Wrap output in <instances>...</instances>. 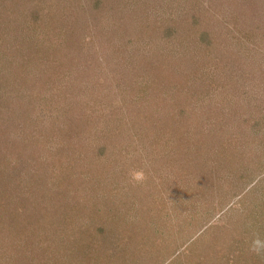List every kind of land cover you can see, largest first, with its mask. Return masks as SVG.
<instances>
[{"label": "rangeland", "instance_id": "1", "mask_svg": "<svg viewBox=\"0 0 264 264\" xmlns=\"http://www.w3.org/2000/svg\"><path fill=\"white\" fill-rule=\"evenodd\" d=\"M94 1H26L23 22L11 14L28 28L0 31V78L11 80L0 92L17 86L4 63L36 61L49 37L63 44L38 62L57 63L53 71L36 78L67 111L48 106V119L23 124L51 139L21 174L24 191L45 185L41 205L58 209L41 246L99 240L97 255L115 264H223L222 253L245 249V264L253 234L264 237V0ZM57 119L55 134L47 127ZM132 169L146 181L131 183ZM2 244L0 264H27Z\"/></svg>", "mask_w": 264, "mask_h": 264}, {"label": "trees", "instance_id": "2", "mask_svg": "<svg viewBox=\"0 0 264 264\" xmlns=\"http://www.w3.org/2000/svg\"><path fill=\"white\" fill-rule=\"evenodd\" d=\"M26 1L31 2L36 0H0V17L4 19H2V22L8 23L4 26L0 23V31L5 33L10 32L11 30L14 31L17 28H20L24 31L28 28V26L24 27L20 24H17V28L14 27L15 25H12V23L18 22V19L19 22L20 20L23 22V19L21 18L28 17L26 15L27 12H25L27 7L24 6L23 8V5ZM93 4L94 6L96 5L98 7L103 5V1L96 0L93 2ZM12 12L15 13L17 17H20L17 19V17L11 14ZM39 15L40 10L32 13V19H30L32 23H35V21L36 23L39 22ZM195 15L196 14H194V16ZM30 26L32 25H29V27ZM43 28L44 27L41 26L38 32H42L44 35H47L50 29L44 30ZM167 28L166 30H169ZM172 31L173 30L171 29L167 32L171 33ZM48 39L46 41L44 40L40 42V44H46V50L39 48L40 51L36 54V61H34V54L30 53L25 57V63H11V67L5 63L3 64V66L5 65L4 70L6 73H9L8 76L11 75L14 78L12 79V82L14 81L17 86H14L15 88L13 89L11 88L10 91L0 92V243L2 244L4 242V245L2 244L3 252L8 250V248L10 250L12 245L13 247H19L21 252L20 255L24 259L27 255L29 256L27 264H69V260L75 261L76 259H80L81 261L83 258L85 261H89L88 264H115L116 260H114V257L108 256L105 259L104 257L100 258L99 255H97L101 253V250L104 249V247L101 245L103 242L99 240H96V243L99 245L95 246V248H90V245L82 246L81 243L77 244V242L65 244L66 240L63 238H61L63 244H55L51 247L49 245L41 246L45 240L43 238L46 236H51L50 232L47 231L48 222L52 220L51 215L55 209H57L56 204H54L56 203L55 194H59L57 192L51 193V203L54 205H51L48 201H46L45 205H41L43 203L41 200H43L44 195L41 196L42 193L38 194V192L39 190L42 191L43 189H46L43 187L45 185H39L41 179H44L45 177V173H43L40 169L38 170H40L41 173L35 172L31 178V182L34 185H39V187L37 186L39 190H37L36 187L34 189L31 186L30 191L33 193L30 194L27 191H24L25 185L21 181V174L25 167H27L28 171L31 173L33 171V167H35L32 165V170L29 168L31 166L30 164H32L30 161L31 154L33 158V152L35 153V148H38L41 145L43 146L47 142H51L49 137L45 136V138H40L39 136H36L31 129L23 124L35 120V117H37L39 112H41V114H43L44 117L46 116L48 119L47 113H44L48 109V106L53 105L51 108L59 111L66 110L65 108H67L69 105V102L66 101L68 104H66L67 107L65 106L64 108L63 103L53 101L55 96L42 95L43 89L39 87L40 83H38V79L36 78V72L38 70H41V73L44 74L47 73V68L50 67L49 69L52 70L53 66L57 64L38 63L40 59H44V55L49 57V51L54 49L53 46H57V49L63 46L62 41H60L59 38L57 40H53L49 37ZM6 42L8 41L1 40L0 42L1 55L4 50L3 48H5L7 45ZM52 43L55 45H52ZM62 75L64 76L65 73H62ZM8 79L9 78H5L3 80V78H0V82L2 81L4 84L2 89L11 85V80ZM14 108H16L15 111ZM79 109L77 112V117H79V121H82V117L79 115L81 113ZM13 111L16 114H12L11 112ZM114 115H117L115 110L106 114V119L108 118L107 121H104L106 126L109 127L110 122L117 118L114 117ZM67 120L68 122H72L70 119ZM54 121L55 123L48 126L47 128L50 127L49 129L57 134L60 130L59 125L63 124L65 121L61 122L60 119ZM17 122L18 125L16 124ZM41 122L43 123V121ZM55 124L57 125L55 126ZM53 138L56 137L54 136L52 139ZM48 167L51 169L52 165H49ZM35 174H38L39 178H34L36 176ZM7 176H9V179ZM189 219L191 221L187 219L188 222L186 223L188 227H190L194 221L193 217H189ZM181 230L186 231V228H182ZM12 232H15L16 234L14 237L15 239L10 237L11 234L9 233ZM70 232L72 234V230H70ZM66 234L67 233H65V235ZM95 235H99V231H97ZM90 237L92 240L98 238L94 235ZM9 238L11 241H9ZM105 244L107 246L108 243L105 242ZM57 250L63 251V254L57 253ZM244 250L245 249H240L237 253L239 256L237 257L236 255H227L226 253H222V259H224L223 264H241L240 255L242 252H244ZM64 253H68L66 254L67 257H65ZM247 253L248 255L244 257L245 259L243 261L245 264H247V262H249L248 264H264V257L256 256L249 252ZM62 259L66 260L62 261ZM135 259H139V262H133V264H142V258V260L140 258ZM16 263L20 264V261L14 260L13 263L11 262V264Z\"/></svg>", "mask_w": 264, "mask_h": 264}, {"label": "clouds", "instance_id": "3", "mask_svg": "<svg viewBox=\"0 0 264 264\" xmlns=\"http://www.w3.org/2000/svg\"><path fill=\"white\" fill-rule=\"evenodd\" d=\"M129 178L131 183L141 184L146 181L147 176L143 169H132L129 172ZM248 250L253 255L264 257V237L254 233Z\"/></svg>", "mask_w": 264, "mask_h": 264}]
</instances>
